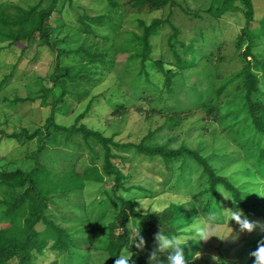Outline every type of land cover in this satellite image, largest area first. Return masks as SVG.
<instances>
[{
  "label": "rangeland",
  "instance_id": "obj_1",
  "mask_svg": "<svg viewBox=\"0 0 264 264\" xmlns=\"http://www.w3.org/2000/svg\"><path fill=\"white\" fill-rule=\"evenodd\" d=\"M4 1L17 3L23 7L38 3L45 7L49 3V0H0V2ZM175 1V5L158 10L150 9L145 5L133 9L128 5L126 11L119 13V17L113 16L112 19L116 20V22L113 20L115 23L110 24L113 29L109 26L96 28L99 34L107 33L115 36L116 30L134 29L139 19L148 23L154 17L162 19L170 17V22L180 30L179 40H183L185 45L190 47L187 53L182 54V58L190 64L193 62V65L182 72L176 69L170 86L171 98L165 104L161 102L158 105H149L146 98H155L154 93L157 91L144 89L137 93L141 97L139 101L120 107L119 104L124 102V97L128 95L133 97L134 92L131 85L124 80L126 77L128 79V76L124 77L123 73L126 53H119L116 57L117 64L114 63V66H111L112 63L104 66L90 65L87 70L89 79H84V82L79 84H71L67 81L63 83L64 89L82 94V99L80 97L78 99L81 100L77 101L76 96H68L66 104H58L62 106L58 110L59 113L55 115V119L57 123L67 126L74 122L78 114L84 113L81 123L121 143H138L150 131L160 128L152 138L146 141L147 143L161 144L167 139L169 141L166 145L169 147L184 143L198 150L202 155L208 156L217 170L222 175L228 176L247 196L264 197V175L256 172L257 170L243 173L244 168L251 169L245 152L229 140L209 114L198 108L195 98V92L204 91L212 70L216 69L219 77L228 76L244 65V61L238 56L239 51L235 48L236 35L244 24L242 12L228 11L219 17H213L205 11L215 3L213 0ZM60 3L62 6L59 11V22L64 24L52 34L51 38L55 41L56 47L74 49L82 43H85L87 49L103 47L102 43L105 42L101 37L86 39L79 33L76 30V21L81 14L93 15L105 11L106 1L71 0L70 2L65 0ZM194 12L199 13L200 17H194L192 15ZM263 15L264 0H253L252 27L258 25V20ZM56 17L58 13L55 10L50 17L52 25H56L54 22ZM170 32V26L166 25L160 34L152 39V59L162 58L166 66L174 62L166 47V38ZM259 43L261 47H264V39H261ZM2 45L0 44V81L4 77L6 80L0 87V127L7 132L18 131L22 127L30 131L34 130L43 125L52 104L61 93L60 85L54 86L52 80L55 52L38 43L31 44L23 52L20 46L5 49ZM257 73L261 78L262 72L259 70ZM164 97H167V94ZM229 97L231 103L232 98L230 95ZM11 101V106L7 105ZM231 105H233L232 109L239 110V114L234 119L239 130L243 131L248 124L244 119L243 103L238 98L232 101ZM4 116L8 118L6 123ZM177 118H180L181 122L174 130L165 128L171 120ZM93 141L88 139L86 144L79 133L69 134L66 131L51 128V135L45 139L46 147L37 155V158L58 174L69 168L81 173L93 162L101 169L103 151L101 146ZM38 146L39 142L36 139L24 145H20L13 139H1L0 168L2 166L10 168L15 165L30 168L34 164V160L30 158L31 153L36 151ZM118 160H114V163L124 171L125 185L131 186L129 191H119L118 195L135 199L140 211L161 210L169 204L193 202L199 210L198 215L207 218L212 214L213 211L207 214L202 211L205 197L198 193L201 188L206 187V184L196 182L195 178L201 175V169L193 164V160L188 158L186 161L188 164L192 163L193 167L190 172L192 178L188 184L177 177V170L181 167L179 159L175 160L170 170L159 159L146 158L143 155L136 156L128 153L124 163ZM111 185L112 179L107 176L102 183H87L84 192H73L74 194L69 197L56 198L50 202L46 211L49 218L71 232L78 246L85 247L95 231V240L89 250L92 255L91 264H106L99 250L106 237V232L102 229L113 220L119 208L111 194ZM224 196L222 194L221 203L216 207L217 211L213 212L217 216L216 234L227 237L232 228V237L227 240L213 237L208 242L200 241L201 245L197 252L201 253V257L195 261L191 258L189 264H217V261L218 264L221 261L236 264L239 261L237 259L239 250L244 248L251 253L257 248L258 242L264 239V222L259 219L256 220L257 228L251 233H241L239 225L234 220L229 223L230 212H224V210L236 209L229 195L224 194ZM83 205L84 207L81 208ZM134 223L131 222L130 227L136 228ZM191 225L190 229L195 231ZM37 227L42 228L41 225ZM183 236L191 238L195 236V232L193 235ZM143 238L146 241L143 250L137 248L135 243L131 244V241L130 247L137 256H143L149 264V255L158 249L159 244L157 241L151 243L145 236ZM234 245H237L236 248ZM213 256L217 257V261L212 259ZM54 260L57 264H63L60 256L52 251H46L40 263L51 264ZM160 261L161 264H168L166 253L160 254ZM129 264L136 263L132 260Z\"/></svg>",
  "mask_w": 264,
  "mask_h": 264
},
{
  "label": "trees",
  "instance_id": "obj_2",
  "mask_svg": "<svg viewBox=\"0 0 264 264\" xmlns=\"http://www.w3.org/2000/svg\"><path fill=\"white\" fill-rule=\"evenodd\" d=\"M60 1L65 0H49L45 7H42L40 3L23 7L10 1L0 2L2 48L10 49L20 46L23 52L33 43L48 47L55 52L52 80L54 86L61 87V93L52 104L42 126L31 131L22 127L18 131L10 132L0 127V140L13 139L20 145L35 139L39 142L37 150L30 156L34 160L33 166L27 169L18 165L0 168V264H41L46 251H52L60 256L63 264H91L92 255L89 250L95 240V231L85 247L78 246L71 232L49 218L46 211L52 200L69 197L74 194L73 192L82 193L87 183H102L106 176L112 179L110 191L119 207L113 220L102 229L106 232V237L99 250L106 264H114L122 251H131L132 260L136 264H147L145 258L137 256L130 247V226H128L130 222H135L136 228L141 229V235L151 243L156 242L155 235L160 229L168 236L193 235L195 231L190 229V225L199 214L193 202L169 204L161 210L142 212L137 207L135 199L118 195L119 191H129L131 186L125 185L126 175L119 165L114 163V160L119 159V162L124 163L128 153L157 158L169 170L173 167L175 160L179 159L181 167L177 170V177L186 184L191 181L190 172L193 170L192 163L188 164L186 161L188 158L193 160V164L201 169V175L195 178L196 182L206 184V187L201 188L198 193L205 197L202 209L205 214L217 211L216 207L220 205L223 193L229 195L235 209L242 211L248 219L254 222L259 219L264 222V197L247 196L228 176L222 175L217 170L208 156L202 155L198 150L184 143L169 147L166 145L169 139L161 144L147 143L146 141L152 138L160 128L150 131L138 143H121L81 123L84 113L78 114L74 122L67 126L57 123L55 119V115L59 113L58 110L62 106L58 104H66L68 96L82 99V94L64 89L63 83L67 81L71 84H79L84 82V79H89L87 70L90 65L104 66L112 63L111 66H114V63L117 64L116 57L119 53H126L123 73L124 77L128 76V79L126 77L124 80L131 85L134 92L133 97L129 95L124 97V102L119 104L120 107L139 101L141 97L137 93L144 89L157 91L154 93L155 98L145 97L149 105H158L161 102L165 104L171 98L170 86L176 69L182 72L193 65V62L190 64L182 58V54L187 53L190 47L185 45L183 40H179L180 30L170 22V17L167 16L164 19L154 17L148 23L139 19L134 29L118 31L114 28L115 36L107 33L99 34L97 29L104 26L110 27V24L116 22L115 18L112 19L113 16L119 17V13L126 11L128 5L133 9L145 5L150 9L158 10L175 5L176 1L105 0V11L93 15L81 14L76 21V30L86 39L101 37L104 40L103 47L93 49H87L85 43L74 49L56 47L55 41L51 38L52 34L64 24L59 22V11L62 6V3L59 4ZM68 1L71 2V0ZM213 1L215 3L213 2L214 4L205 10L210 16L219 17L228 11L242 12L244 24L236 35L235 48L239 51L238 56L242 58L244 65L228 76L219 77L217 70H212L204 91L195 92L197 106L209 114L229 140L245 152L251 169L244 168L243 173L257 170L256 172L264 175V47H261L259 43L261 39H264V15L258 20V25L252 27L253 0ZM55 10L58 17L54 19L56 25H52L50 17ZM192 15L200 17L197 12ZM166 25H169L171 29L166 38V47L174 59V62L167 66L164 59L155 60L151 57L152 39L157 37ZM110 28L113 29V27ZM259 70L262 72L261 78L257 73ZM5 80L6 77L0 81V87ZM166 94L167 97H164ZM229 95L232 98L231 103ZM238 98L243 103L244 119L248 123L243 131L239 130L234 119L239 114V110L232 109L233 105H231L232 101ZM11 103L12 101L7 105L11 106ZM57 106H59L58 109ZM7 120L8 118L5 117V123ZM180 122V118L173 119L165 128L174 130ZM51 128L66 131L69 134L76 132L80 134L84 143L88 144V139H92L99 144L103 151L101 169L93 162L81 173L69 168L58 174L41 163L37 155L45 149V139L51 135ZM83 207L84 205L81 208ZM38 225L42 228H38ZM200 245L197 239L190 238L187 241L184 252L188 261L198 251ZM236 246L234 245V248ZM238 256L239 261L236 264H254V257L248 250L242 248L238 251ZM51 264H57V261L54 260ZM220 264L228 263L221 261Z\"/></svg>",
  "mask_w": 264,
  "mask_h": 264
},
{
  "label": "clouds",
  "instance_id": "obj_3",
  "mask_svg": "<svg viewBox=\"0 0 264 264\" xmlns=\"http://www.w3.org/2000/svg\"><path fill=\"white\" fill-rule=\"evenodd\" d=\"M222 193V192H220ZM223 194V193H222ZM259 194V193H258ZM260 195V194H259ZM224 196V194H223ZM225 197V196H224ZM226 198V197H225ZM228 199V198H226ZM224 212H230L229 223L231 221H236L239 225L240 232H253L257 226L258 222H253L249 220L242 211L227 209ZM155 213V212H154ZM217 216L215 213L210 214L207 218H204L198 215L191 227L195 228V236L191 239H199V241L208 242L211 238L217 237L220 240H227L232 237L233 229L231 228V233L227 237H221L216 234L217 229L215 226ZM131 225V222L128 226ZM129 240L132 243H135L136 247L143 250L145 247L146 241L141 235L140 228H129ZM155 239L159 244L158 249L152 251L149 255V264H161L160 254L167 253L168 264H189V261L186 259L184 248L187 245L189 237L183 235H172L168 236L163 233L160 229L155 235ZM254 257V264H264V239L258 242L257 248L250 253ZM133 253L122 251L120 255L117 256L114 264H129V261L132 260ZM201 257L200 252H196L192 255V260L195 261ZM213 260L217 261V257L213 256ZM218 264V261H217Z\"/></svg>",
  "mask_w": 264,
  "mask_h": 264
}]
</instances>
